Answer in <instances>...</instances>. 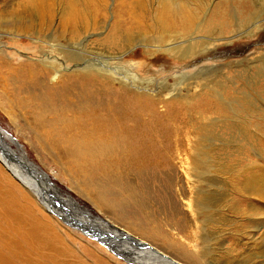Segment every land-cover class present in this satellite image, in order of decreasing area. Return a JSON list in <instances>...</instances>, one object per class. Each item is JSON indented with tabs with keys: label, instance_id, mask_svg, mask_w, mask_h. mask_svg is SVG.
<instances>
[{
	"label": "bare ground",
	"instance_id": "bare-ground-1",
	"mask_svg": "<svg viewBox=\"0 0 264 264\" xmlns=\"http://www.w3.org/2000/svg\"><path fill=\"white\" fill-rule=\"evenodd\" d=\"M65 1L70 3L67 7L62 6ZM96 1L97 6L87 9L78 5L80 0H0V103L33 151L92 187L81 194L95 207L110 210L114 206L109 198H125V204L116 213V220L125 219L124 228L110 226L121 241L141 248L142 255L147 253L161 260L156 264H180L152 249L134 233L138 229L143 235H157L163 244L173 248L176 239H168L165 233L175 237L192 226L193 239L183 241L190 248L177 247L175 256L186 264H213L208 260L212 252L206 247L205 231L221 237L230 229L227 226L238 228L243 227V222L251 223V198L264 201V174L239 183L235 179L242 174L234 167L211 165L215 163L212 147L222 144L218 130L231 133L228 118L204 114L211 101H192L210 90L218 96L220 110L226 109L224 105L231 104L215 88L220 83L216 79L230 71L238 79L246 73L264 71V48L236 62L203 65L194 74L183 70L160 80L143 78L135 63L128 68L122 66L125 54L138 48L147 54L165 52L186 64L223 44L214 43L211 35L193 39L190 33L169 31L174 27L169 20L175 17L182 27L191 25V8L185 0H149V5L136 0L128 10L138 12H125L122 18L118 13L121 19L113 31L93 21L106 12L102 4L105 0ZM244 9L247 20L234 19L235 31L228 42L252 40L264 31V0H251ZM144 27L149 32L136 31ZM200 30L201 23L197 24V31ZM6 36L37 44L39 55L15 63V55L5 50ZM180 148L190 155L189 159L180 157ZM5 153L30 168L36 166L28 160L17 139L0 127V162L23 188L34 197L36 192L46 195L47 189L60 192L46 179L43 180L49 187L40 189L34 176L25 175L4 157ZM174 166H179L186 184L185 188H177L176 194ZM170 184L169 191L166 186ZM208 185L227 194L210 202L206 196ZM235 193L247 200L248 209L235 203ZM61 196V201L72 204L75 210L69 209L77 216L78 203L69 194ZM56 201L50 200L44 207L52 211L60 208L61 203ZM99 222L103 223L94 217L92 222L82 223L99 231L103 230L100 225L95 227ZM116 248L130 260L125 250L129 248ZM132 260L143 264L142 259Z\"/></svg>",
	"mask_w": 264,
	"mask_h": 264
},
{
	"label": "rangeland",
	"instance_id": "rangeland-1",
	"mask_svg": "<svg viewBox=\"0 0 264 264\" xmlns=\"http://www.w3.org/2000/svg\"><path fill=\"white\" fill-rule=\"evenodd\" d=\"M134 1L136 0H105L102 4L106 8V12L99 19L94 18L93 21L96 23L101 22L107 30L113 31L125 12H130L131 14L138 12L137 10L133 12L128 10L133 6ZM185 1L188 7L191 8V25L182 27L180 19L175 17L169 20L171 26H174L169 31L190 33L193 35V39H204L211 35L214 43L223 45L209 52H203L204 54L202 53L192 58L186 64H181V62L170 58L165 52L147 54L144 50L138 48L133 52L125 54L124 61L121 63L123 67L128 68L130 63H135L137 65L136 71L140 76L142 75L141 77L148 78L151 76L160 80L164 76L179 74L183 70L194 74L198 68L206 64L221 65L223 63H231L232 61L236 62L246 58V56H250L257 49L264 48V31L252 40L228 42L231 39L232 32L235 31L234 19H238L239 17L243 21L247 20L248 14L244 7L251 0ZM98 3L96 0H80V4L78 3V5L81 8L92 9ZM149 3V0H144V5H149ZM69 4V1H65L62 6L67 7ZM99 11L102 10L99 9ZM118 13L121 15V18ZM199 23H201L200 32L197 31V24ZM136 31L149 32L146 27ZM3 41L7 43L5 50L14 54L18 60L15 63L29 61V58H37L39 55L38 45L25 38L16 40L6 36ZM263 75L264 71L259 73L257 70L252 74L246 73L240 76L239 79L231 71L227 75L219 76L216 82L220 83L216 84L215 88L222 94L224 99L230 102L231 105H224L226 109L220 110L217 104L219 102L218 96L210 90L204 91L192 101L193 103L211 101V105L204 111V114H213L211 117L220 116L223 119H229H227V125L231 133H228L227 129L218 130L222 134V144L218 147H212L213 153L211 157L215 163H211V165L234 167L242 174V176H238L235 179L239 183H244L246 178L248 180L258 174H264ZM185 115L188 116L186 112ZM195 116V113L192 114L194 121L196 119ZM230 119L233 120L231 121ZM0 127L17 139V143L29 161L48 174L50 178L48 184L56 185L60 190V192L45 190L46 187H49L46 185L47 182H45L47 180H41L39 183L34 176L33 179L37 186L47 192L46 195L45 193L36 192L34 197L23 188L24 185L13 176L12 172H9L0 162V264H137L132 259H142L143 264L162 263L161 260H158L154 256L149 257L147 253L142 255L141 248L134 247L133 245L130 247L131 245L128 242L121 241V238L112 233V227L110 226L117 227V230L124 228V218H121V221L116 220V213L125 204V198L122 197L118 200L109 198L114 206L110 210L100 205L98 208L95 207L90 200L81 194V191H87L92 187L84 184L79 177L71 176L72 172L68 170L69 176L66 171L62 170V166H55L49 163L46 156L40 155V152L36 153L33 151L29 146L30 142L23 139L21 134H19L20 132L16 128V125L12 123L10 117L5 113V108L1 103ZM217 137L221 139V136L218 135ZM179 152H181L180 157L182 159H189L188 156L190 157V155L186 154L183 148H180ZM13 164L20 170L22 169L25 175L30 176L29 172L23 169L22 166ZM187 166L191 167L194 165ZM174 167L176 170V172H173L175 178L173 190L175 193L177 188H185L186 184L181 176L179 166ZM166 187L170 191L172 186L170 184V187ZM207 190L206 196L210 199V202H213L212 200H219L227 194L224 190L216 189L215 187L212 189L209 185ZM211 191L212 193H210ZM61 193L62 195L69 194L70 198L78 203L79 213L75 211L77 216L70 210L72 204L61 201ZM41 195V198L38 197ZM54 195L59 197L60 201L57 199L56 201ZM45 196L47 198H43ZM234 197L236 198L235 203L239 207L245 210L248 209L247 200L242 195L235 193ZM48 198L53 202L61 203V206L59 205L60 208L55 207L54 211L46 209L44 206L50 202ZM251 203L253 210L247 211L253 214V220L251 223H248L249 226L245 222L242 223L243 227L227 226L226 229H230L226 233H223L221 237L213 236L208 231H205L204 239L206 240V247L213 254L210 255L208 253L210 255L208 257L210 263L264 264V254H262L264 251V201L259 198H251ZM62 205L67 209L66 212H64ZM177 205L182 212L183 207L180 201H177ZM58 215L69 220V222L63 221ZM94 217L103 221V223L99 222L95 227L100 225L99 228H102L106 232L100 229L98 231L96 228L93 229L92 226L91 228L89 227L92 234L85 232L87 231V225L84 223L92 222ZM170 218L173 219L172 216ZM78 223H80V227L77 226ZM105 224L112 225L106 226ZM136 230L137 233H134V235L149 244L152 249L171 257V259L180 264H186L177 259L176 248H190L183 241H191L193 239L195 234L192 231V226L186 228L184 233L175 235V237L173 233L170 234L168 231L167 234L165 233L168 239L172 237L176 239V247L173 248H169L166 244H163L157 235L145 234V236L143 232L138 229ZM210 231L217 233L215 229H210ZM93 235L98 238H95ZM152 237L154 238L151 239ZM116 246L122 249L129 248L125 250L130 260L125 257L124 251L117 249Z\"/></svg>",
	"mask_w": 264,
	"mask_h": 264
},
{
	"label": "water",
	"instance_id": "water-1",
	"mask_svg": "<svg viewBox=\"0 0 264 264\" xmlns=\"http://www.w3.org/2000/svg\"><path fill=\"white\" fill-rule=\"evenodd\" d=\"M4 155V157L5 158H7V159H9L10 160V162H14V163H16V164H19L20 166H23V165H25V164H23L22 163V161H19L18 159H16L15 157L13 158V157H11V155L9 154L8 155V153H5V154H3ZM23 168H25L26 169V171L27 172H29L28 174L30 175V176H35L36 178V181L37 182H39L40 180H43V179H46L48 182H50V180H49V178L43 173V172H41L36 166H33L32 168H30L29 166H23ZM41 174H42V177H41ZM40 183V182H39ZM41 191V190H40ZM63 209L66 211V209L63 207ZM80 225V223H78L77 224V226L78 227H80L79 226ZM85 232H87V234H92L91 232V229H89V228H87V231H85ZM94 236V235H93ZM95 238H98V237H96V236H94ZM105 245V244H104ZM106 246V245H105ZM107 247H108V245H107ZM109 248H111V247H109Z\"/></svg>",
	"mask_w": 264,
	"mask_h": 264
}]
</instances>
